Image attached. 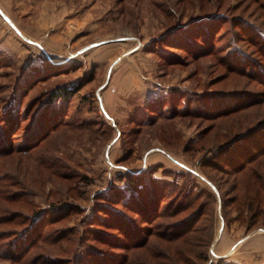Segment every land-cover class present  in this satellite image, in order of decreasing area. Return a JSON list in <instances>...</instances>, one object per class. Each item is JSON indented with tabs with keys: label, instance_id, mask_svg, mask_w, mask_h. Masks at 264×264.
<instances>
[{
	"label": "rangeland",
	"instance_id": "obj_1",
	"mask_svg": "<svg viewBox=\"0 0 264 264\" xmlns=\"http://www.w3.org/2000/svg\"><path fill=\"white\" fill-rule=\"evenodd\" d=\"M253 28L264 33V0H0V264H55L73 252L83 260L87 250L125 252L134 264H181L170 252L147 260L141 250L110 249L90 237L99 228L97 204L123 185L120 175L141 171L207 206L197 223L207 258L187 254V264H236L229 247L264 232V212L247 230L246 215L216 194L225 176L205 165L226 136L264 116V105L212 120L203 102L218 91L264 96V85L222 64L221 56L238 51L264 64ZM201 36L210 42L202 51L211 53L200 57ZM47 61L58 73L29 76ZM89 76L75 95L41 112L53 86ZM45 120L53 123L43 127ZM36 128L44 140L27 148ZM60 204L72 211L45 214ZM171 221L157 218L152 233ZM148 239L163 251L157 235ZM190 243L197 250L198 241Z\"/></svg>",
	"mask_w": 264,
	"mask_h": 264
},
{
	"label": "trees",
	"instance_id": "obj_2",
	"mask_svg": "<svg viewBox=\"0 0 264 264\" xmlns=\"http://www.w3.org/2000/svg\"><path fill=\"white\" fill-rule=\"evenodd\" d=\"M209 17L205 16L202 20H207ZM253 29L255 32L261 33V36L257 34L254 42L251 39L252 44L258 45L259 53L264 52V33L257 28ZM241 30L243 31L242 28ZM204 43L206 46L210 44L201 36V40L195 45V48L200 50V57L211 53L210 51H202L206 48L203 47ZM238 52L235 56L231 55L225 58L221 56L223 59L222 64L226 66L228 71L242 73L264 85V64L257 62L241 51ZM248 59L253 64L251 61H246ZM57 66L58 64L47 61V64L41 67L42 69L38 66L31 67L28 74L31 78H34L40 71L46 73L48 70L58 73L59 68ZM71 81L75 83L56 84L51 88L43 105H41L43 106L41 112L55 109L58 102L75 95L84 84L91 81V78L89 76L85 80L73 79ZM203 103L209 104L213 110V112H207L206 117L217 120L243 112L248 113L252 107L264 105V96L256 95L251 91H218L211 95L209 101ZM203 103H200V105H203ZM9 113L12 116L10 120V126H12V123L16 121V114L10 111ZM37 114L35 116L38 117ZM173 117L175 116L172 115L169 118L172 119ZM255 118H257L255 122L246 121L244 122L245 127L240 128L231 136H226L213 151L212 158L207 160L206 163L208 164L205 165L221 176H225L223 182L225 190L217 185L215 187L216 194L222 206L224 205L223 207H236L235 210L238 214L246 215L243 216V223L247 230L257 228L261 224L258 220L264 212V116ZM52 123L45 120L43 127ZM57 125L54 124V127ZM41 130V128L33 130L27 148L35 147L34 145H38L44 140L45 134H38ZM149 175L151 176V172L141 171L119 176V179L123 181V185L113 190L108 198H103L106 203L97 204L100 208L95 216L99 228L93 227L90 230L93 233L90 237L107 245L110 249L141 250V257L147 260L148 258L153 260L166 259V253L169 255V252L172 253L173 259L181 264H187L184 257L187 254L203 261L206 260L205 248L208 242L204 239L205 230L199 227L197 223L199 217L206 215L207 206L201 203L195 207L193 203L196 196H192V199L187 201L189 200L190 191L177 189L173 184L174 182H169V180L163 178H149ZM219 182L222 183V181ZM169 195H172V197L164 202V198L170 197ZM70 210V206L60 204L47 210L45 214L60 215ZM43 215L44 213L40 216ZM161 216H166L172 221L167 224L165 232L161 234L152 233L151 226L156 225L154 222ZM262 224H264V221ZM156 235L162 241L159 245V242H155L163 249V251L159 250L160 253L152 249L154 245L149 246L148 238ZM194 235L197 236L194 238ZM195 239L198 241L197 250H192L193 247L189 248L188 246L191 247L190 242L191 240L195 242ZM198 247H201V249L199 250ZM76 254L73 252L67 259L54 257L53 261H56L55 264H74L77 260H80L82 264L84 260L85 263L88 261V264H134L131 262L133 259L127 262L129 255L125 252L121 254L122 259L117 257L116 254L98 250L81 252L82 256L87 255L83 260L77 257ZM35 263L37 262H27L26 264ZM45 264L54 263L46 260ZM154 264L161 263L154 262Z\"/></svg>",
	"mask_w": 264,
	"mask_h": 264
},
{
	"label": "crops",
	"instance_id": "obj_3",
	"mask_svg": "<svg viewBox=\"0 0 264 264\" xmlns=\"http://www.w3.org/2000/svg\"><path fill=\"white\" fill-rule=\"evenodd\" d=\"M230 259L236 264H264V232L246 234L234 241Z\"/></svg>",
	"mask_w": 264,
	"mask_h": 264
}]
</instances>
